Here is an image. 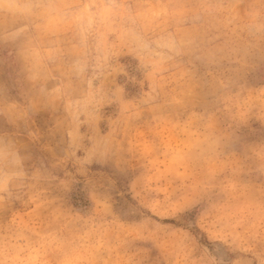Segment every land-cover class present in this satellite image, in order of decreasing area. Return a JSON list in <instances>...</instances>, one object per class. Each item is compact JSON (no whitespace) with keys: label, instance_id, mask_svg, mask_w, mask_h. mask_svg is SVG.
Listing matches in <instances>:
<instances>
[{"label":"rangeland","instance_id":"rangeland-1","mask_svg":"<svg viewBox=\"0 0 264 264\" xmlns=\"http://www.w3.org/2000/svg\"><path fill=\"white\" fill-rule=\"evenodd\" d=\"M0 264H264V0H0Z\"/></svg>","mask_w":264,"mask_h":264}]
</instances>
